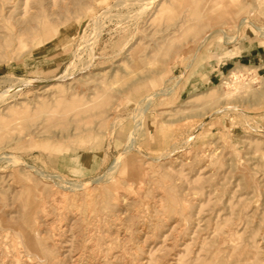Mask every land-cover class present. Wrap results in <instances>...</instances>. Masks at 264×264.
Here are the masks:
<instances>
[{"label":"rangeland","instance_id":"rangeland-1","mask_svg":"<svg viewBox=\"0 0 264 264\" xmlns=\"http://www.w3.org/2000/svg\"><path fill=\"white\" fill-rule=\"evenodd\" d=\"M0 264H264V0H0Z\"/></svg>","mask_w":264,"mask_h":264}]
</instances>
